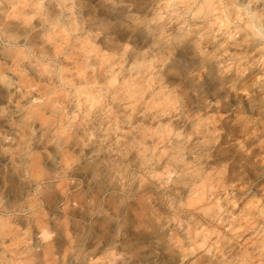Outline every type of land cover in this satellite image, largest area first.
<instances>
[{"label":"rangeland","instance_id":"1","mask_svg":"<svg viewBox=\"0 0 264 264\" xmlns=\"http://www.w3.org/2000/svg\"><path fill=\"white\" fill-rule=\"evenodd\" d=\"M10 1L0 264H264V0H51L59 46Z\"/></svg>","mask_w":264,"mask_h":264},{"label":"bare ground","instance_id":"2","mask_svg":"<svg viewBox=\"0 0 264 264\" xmlns=\"http://www.w3.org/2000/svg\"><path fill=\"white\" fill-rule=\"evenodd\" d=\"M50 1L51 0H11L10 1V3H11V6H10L11 7V12L8 11L7 16L9 17L11 15V16H14V17L23 18L25 21L29 22L31 20L30 17H33L34 14H39L41 16V18L45 22H47L46 23L47 26L45 28L47 31L43 35H45V37L47 39H49L50 41L55 42L54 43V44H56L55 46H59L61 44L62 39L66 38V36L61 33L62 30L63 29L68 30L70 28L73 29L75 23H74V20H72V19H68V20L67 19H64L63 18L64 16L61 18L59 14H57L54 10H52V8H51V2ZM4 12L6 13V10H4ZM0 20H2V17L1 16H0ZM89 23L90 24H93V25L99 24V25H102L104 27H106V25H107V22H103V21H100L99 22L97 20H91V21H89ZM57 34L59 35V38H57ZM39 38L41 39V36H39ZM25 43L28 46H31V47L32 46H36L37 47V46H41L43 44V41L40 42L38 40L37 36H34V37H31L29 40H27ZM73 43H74V46L77 45V44H75V42H73ZM20 53H21V50L20 49L17 50V49H15L13 47H7V48H4L2 50V52H1V58L5 59L7 62H9L10 64L13 65V64H16L18 62L17 55L20 54ZM42 54H44V53L42 52ZM106 60H107V58L104 59L103 61H106ZM81 62H83V60H81ZM104 63H106V62H104ZM104 63H102V62H101V64L99 63V66H100L99 67V74L104 75V76L106 75V78L112 77V73L106 74L107 72H109L108 71L109 68H107V64H104ZM60 70H61L60 77H63V75H64L63 74L64 73L63 72L64 71V68H62ZM82 72L83 73H80V74H84V76H86V77H89L90 76V75H88L89 73H87L86 71H82ZM86 77H85L86 84H89V83L91 84V82H92L91 78H86ZM67 79H66V81H67ZM5 81L7 83L10 82V80H5ZM42 91L45 92L46 89H43ZM76 92H79V91L77 90ZM87 92H89V91H87ZM47 93L48 92H46V94ZM33 116H34V119L33 120L36 121V119H38L39 122H41V125H43L45 127L48 126L47 125V121L45 120L46 118L44 116H41L37 112H34V115ZM35 137H36V135H34V133H31V135L29 136L28 142L26 143V146H29V144L31 145V141L34 140ZM14 167H15V164H14ZM30 167L31 168H34L35 174H37L38 176H39V174L42 175L43 172H44V169L41 166V164L39 163V161L36 162L34 160H31L30 161ZM9 184L11 186H16V184H15V177H11L10 178V183ZM44 195H46L47 197H49L48 194H46L45 192H44ZM49 199H50V197H49ZM258 256H260V255H258ZM261 256H263V254ZM260 264H262V263H260Z\"/></svg>","mask_w":264,"mask_h":264}]
</instances>
